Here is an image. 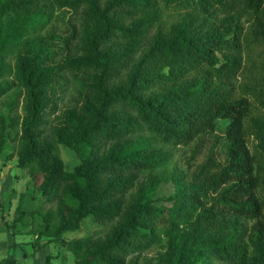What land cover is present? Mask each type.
Returning <instances> with one entry per match:
<instances>
[{
	"label": "trees",
	"instance_id": "trees-1",
	"mask_svg": "<svg viewBox=\"0 0 264 264\" xmlns=\"http://www.w3.org/2000/svg\"><path fill=\"white\" fill-rule=\"evenodd\" d=\"M157 1L108 0L103 7L102 0H0V96L12 86L9 75L23 94L21 120L0 113V168L10 131L19 126V148L7 158L17 155L19 167L39 173V197L56 202L36 240L48 236L40 248L67 246L74 264H127L155 245L165 248L156 264H264V156L248 145L253 134L264 153V119L251 117L250 99L236 96L233 85L242 61L240 21L247 17L264 37V0H160L187 13L169 32L150 35ZM56 7L84 18L85 52L51 64L38 32ZM115 7L141 16L125 25L110 15ZM74 36L76 30L67 42ZM65 72L78 95L44 136ZM220 119L229 120L226 162L209 156L193 172L154 173L171 157L155 139L196 148ZM61 144L80 159L73 170ZM163 182L173 189L159 195ZM90 216L113 221L104 237L65 238Z\"/></svg>",
	"mask_w": 264,
	"mask_h": 264
},
{
	"label": "rangeland",
	"instance_id": "rangeland-1",
	"mask_svg": "<svg viewBox=\"0 0 264 264\" xmlns=\"http://www.w3.org/2000/svg\"><path fill=\"white\" fill-rule=\"evenodd\" d=\"M107 1L102 0L103 7L106 6ZM156 5L159 19L151 26L150 35L158 29L169 32L173 24L181 20L187 13L185 9L173 4L165 5L160 0L156 2ZM110 15L125 25L139 19L141 16L138 12H129L128 8L121 9L120 7L113 8ZM85 26L86 22L80 12H75L69 8L59 9L56 7L54 9L52 17L44 28L38 32L41 37L45 38L42 50L44 54L48 55L51 64L60 62L70 52L80 54L85 52L84 42L80 37ZM240 29L242 31L243 51L241 69L233 81V85L236 87L235 94L236 96L245 95L250 99L252 118L264 119V37L255 34L253 22L247 17L241 19ZM75 30L76 36L71 37L70 42H67V38L72 36ZM118 37L122 41V38ZM8 61L13 64L14 57L10 56ZM126 74L125 68L122 75L123 80H126ZM6 79L11 82L12 86L0 96V113H5L9 120L13 118L21 120L23 115L22 89L15 83L13 75L7 76ZM77 95L75 79L69 72H65L61 83L55 86L53 96L57 111L52 112L49 110L46 114V124L42 127L44 136L50 135L51 127L60 111L73 105ZM251 122V118H249L246 124L249 125ZM228 124L229 120L220 119L215 132L200 141L198 147H196L197 149L194 148V143L187 146L168 145L155 139V145L169 151L171 157L164 166L156 169L154 173L169 177L174 169H179L182 172H193L209 156L218 158L222 163L226 162V147L223 135ZM19 131V126L13 127L8 137L0 168V191L5 199V211H12V216L7 223L17 228L20 227L19 229L23 231V234H32L36 240L37 234L46 228L44 214L48 211H55L56 202H49L43 197H39V185L42 180L39 173L33 176L28 168L19 167L17 165V155L12 159L7 158L9 153H17ZM145 134L146 136L150 135L149 132ZM248 145L253 153L264 156V153L260 150V140L255 135L248 136ZM60 148L66 168L73 170L80 163L77 153L65 144H61ZM148 176V173H143L142 178L147 179ZM172 189V184L163 182L159 187V195L168 194ZM23 194L22 208L21 211H18L17 207ZM16 222H19V224ZM249 223L251 224L252 221H249ZM112 225L113 221L99 222L90 216L82 221L80 229L65 233V238L72 240L82 236L104 237L110 231ZM44 237L45 240L49 239L48 236ZM36 245L39 246L40 251L35 250L33 254L27 256L21 255L19 251L21 253L32 252L34 250L32 244L19 247L20 250H17L16 255L20 257L19 264H46V261L48 264H74L75 254L67 246L59 242H52L40 248L42 245L40 240H36ZM164 249L162 245H155L142 253H133L128 257L127 264H130L131 260L137 264H156L159 253ZM11 252L16 254L15 248Z\"/></svg>",
	"mask_w": 264,
	"mask_h": 264
},
{
	"label": "crops",
	"instance_id": "crops-1",
	"mask_svg": "<svg viewBox=\"0 0 264 264\" xmlns=\"http://www.w3.org/2000/svg\"><path fill=\"white\" fill-rule=\"evenodd\" d=\"M4 201L5 199L3 195H1V191H0V264H2V261L4 259L8 261L7 263L4 264H19L20 257L16 256L18 253L17 250L18 251L20 250L19 247L29 246L30 244H32L34 249L32 252L21 253L19 251L21 255L23 254L24 256H27L28 254L29 255L33 254L35 250L37 251L39 246L36 245V240L33 238L32 234H23V231L19 229L20 227L17 228L14 227V225L13 226L9 225L8 227L6 222L10 220L12 216V211L11 210L5 211ZM16 223L19 224V222ZM44 238L45 237H42L40 239L41 244L47 241V239L45 240ZM13 248H15L16 254L11 252ZM38 251H40V249Z\"/></svg>",
	"mask_w": 264,
	"mask_h": 264
}]
</instances>
